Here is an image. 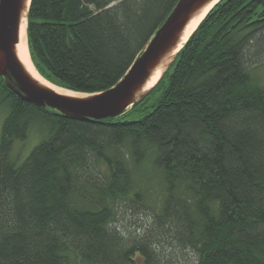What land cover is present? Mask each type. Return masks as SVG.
<instances>
[{
	"label": "trees",
	"instance_id": "1",
	"mask_svg": "<svg viewBox=\"0 0 264 264\" xmlns=\"http://www.w3.org/2000/svg\"><path fill=\"white\" fill-rule=\"evenodd\" d=\"M177 1L31 0L32 66L73 93L107 90ZM253 64L264 65V0H221L119 117L74 121L0 79V264H178L188 253L194 264H264V86ZM156 92L149 114L125 120ZM32 131L47 136L18 165L12 146ZM121 205L155 208L142 235L111 228Z\"/></svg>",
	"mask_w": 264,
	"mask_h": 264
},
{
	"label": "water",
	"instance_id": "2",
	"mask_svg": "<svg viewBox=\"0 0 264 264\" xmlns=\"http://www.w3.org/2000/svg\"><path fill=\"white\" fill-rule=\"evenodd\" d=\"M213 1L178 0L115 86L100 93L68 96L58 94L34 79L17 58L20 28L23 19L27 22L31 0H0V79L11 93L26 103L74 121L100 122L119 117L148 96L183 48L184 45L174 54L182 44L189 23ZM159 67L163 69L159 80L145 91L147 82Z\"/></svg>",
	"mask_w": 264,
	"mask_h": 264
},
{
	"label": "rangeland",
	"instance_id": "3",
	"mask_svg": "<svg viewBox=\"0 0 264 264\" xmlns=\"http://www.w3.org/2000/svg\"><path fill=\"white\" fill-rule=\"evenodd\" d=\"M262 62V61H260ZM248 70L250 71L252 78L255 82H257L258 85L264 86V65L255 67V65H251L248 67ZM50 84V83H49ZM56 87V86H55ZM58 88V87H57ZM61 89V88H59ZM65 90V89H62ZM67 91V90H65ZM158 92L151 94L144 103L139 106L136 110L130 112L125 120L126 121H136L140 119L143 116H146L151 112L152 106L155 104L157 99L159 98ZM5 112L0 111V132H1V126L3 123V120L5 118ZM47 136L46 131H32L28 137V139L21 143V142H15L12 146L11 156L12 158H18L19 163L21 164L26 157L31 153V151L42 142ZM145 167V166H144ZM149 165H147L145 168H141L143 171L149 169ZM101 170V169H100ZM103 170V169H102ZM101 170V173L103 171ZM151 169H149L150 171ZM155 184V183H154ZM153 186V182H152ZM156 186V184H155ZM155 208L153 210L146 209L143 207H135L132 205L127 206H119L117 210V214L115 216V223L111 225V228L115 229V231L120 235L122 239L126 241L129 237H133L135 235L139 236L142 235V230L148 225H150V218L154 214ZM167 248V247H166ZM179 256V257H178ZM176 255L177 259H180L178 261V264H194L197 260V257L195 254L188 253L185 254L183 257L181 255ZM135 264H143L142 260L138 257L135 259Z\"/></svg>",
	"mask_w": 264,
	"mask_h": 264
},
{
	"label": "bare ground",
	"instance_id": "4",
	"mask_svg": "<svg viewBox=\"0 0 264 264\" xmlns=\"http://www.w3.org/2000/svg\"><path fill=\"white\" fill-rule=\"evenodd\" d=\"M220 0H215L209 5H207L201 13H199L188 25L186 29L185 36L182 40V44L178 47V49L174 52L177 53V51L180 50V48L184 45V43L187 41V39L190 37V35L195 31V29L198 27V25L203 21V19L207 16L209 11L219 2ZM26 28H27V22L25 19L22 21V26L20 28V34H19V44L17 47L16 55L22 66L26 69V71L37 81L42 83L45 87H48L49 89L53 90L54 92L61 94V95H68V96H80L70 91H65L62 89H59L48 82H46L44 79H42L38 73L35 71L34 67L32 66V63L29 58L28 54V48H27V39H26ZM163 69L159 67L155 74L149 79L145 86V91L151 89L159 80Z\"/></svg>",
	"mask_w": 264,
	"mask_h": 264
}]
</instances>
